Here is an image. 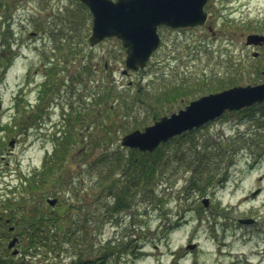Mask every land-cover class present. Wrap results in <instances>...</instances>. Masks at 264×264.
<instances>
[{"label":"rangeland","instance_id":"374dc122","mask_svg":"<svg viewBox=\"0 0 264 264\" xmlns=\"http://www.w3.org/2000/svg\"><path fill=\"white\" fill-rule=\"evenodd\" d=\"M79 1L0 0V202H14L5 206L20 219L15 234L26 261L264 264L261 103L256 114L228 110L163 142L149 182H132L141 153L122 144L221 85L264 81V44L246 43L248 34L264 33L257 31L264 0H208L207 25H160L161 45L140 70L126 68L120 39L88 43L92 17ZM175 88L181 96L167 99ZM70 138L64 160L31 189V178L43 177L46 159ZM122 194L129 205L119 208ZM36 206L52 217L41 228L48 240L27 248Z\"/></svg>","mask_w":264,"mask_h":264},{"label":"water","instance_id":"95a60500","mask_svg":"<svg viewBox=\"0 0 264 264\" xmlns=\"http://www.w3.org/2000/svg\"><path fill=\"white\" fill-rule=\"evenodd\" d=\"M93 13L91 45L106 37L116 36L126 50L127 69L139 70L147 66L148 60L161 44L158 31L160 25L185 27L205 25L209 12L205 9L208 0H82ZM212 30L213 27L210 26ZM248 45L264 44V34H248ZM258 53L255 52L254 55ZM264 101V81L257 84L233 85L210 92L191 100L184 108L163 115L144 130L135 129L122 138V144L153 151L161 142L206 124L227 110H238ZM15 139L10 141L14 146ZM257 191L253 192V194ZM57 198H50L54 205ZM208 205V198L204 199ZM250 224L252 219H240ZM14 237L9 247L15 246ZM194 247V244L191 245ZM18 249L13 251L14 254Z\"/></svg>","mask_w":264,"mask_h":264},{"label":"trees","instance_id":"16d2710c","mask_svg":"<svg viewBox=\"0 0 264 264\" xmlns=\"http://www.w3.org/2000/svg\"><path fill=\"white\" fill-rule=\"evenodd\" d=\"M257 31H264V26H262ZM220 84H222V82ZM231 85H234V84H232L230 82L229 83V86H231ZM226 87H228V86L221 85L220 86V89H224ZM182 89L183 88H181V89L180 88H175L171 92H169L167 94L165 93L164 96H166L167 99L177 98L178 96H181V94L183 93V90ZM258 104L259 103H257V105ZM255 106H253L251 108L248 107V109H252L254 111V114L257 113L256 112L257 106L254 109ZM260 106L262 107V114L263 115H259V117H264V101L261 103ZM232 111H236V110H232ZM73 140L74 139L71 140V138H70L69 141H66V142L63 141V143L61 144L60 151H58L57 149L55 151L57 153V155L55 157H54V155L51 156V157L49 156L46 159V163H45V166L46 167H44V169H43V171L46 170V173L41 178H31L30 185H29V187L31 189H37V188L40 187V184H42V182L43 183L46 182L47 176L49 174H51L54 171V168L57 165H59L64 160L63 158H65L67 156L68 150L70 148L71 141H73ZM159 151H160V148H157L154 152H143V151L138 150V152L141 153V158L137 162H135L136 160L135 161H132L133 166H136L137 165L136 168H138V172H137L138 173V180L137 181L135 180L136 179V176L132 173V176H131L132 177V182L140 183L142 179H144V180L146 179L149 182L150 180H152L154 178L155 172L157 170L156 169V165H157V162L160 160V157H161V156H158V152ZM220 151H221L220 154H224V152L228 151V146L225 145L223 147V149L221 148ZM209 154L210 153L207 152L202 157H204L206 159H210L211 154L210 155ZM142 155H144V156L142 157ZM54 158H55V160H54ZM50 162L52 163L51 165H50ZM204 168H206V167H204ZM205 171H206V169H205ZM25 177H26V179H29V178H27V176H25ZM207 178H208V181H207V183H206L205 186L209 185V183L212 182L211 180L213 179V177L211 175L208 176ZM35 179L36 180H39V181H36L38 183L31 182V181H33ZM42 179H43V181H42ZM195 185H197V182H195ZM126 186L127 185H125L124 188H126ZM205 190H206V188H205ZM11 199L12 198H10V199L9 198H5V199L1 200L0 206L6 207L5 205H12V204H14V202ZM126 199L129 200V198L126 197L124 194H122L118 198V201H117L116 204L119 206V208H124L125 206H128L129 205V203H128V201ZM18 203H20V201H18ZM47 215L48 214L45 213L43 210H41L39 207H37V206L34 207V209H33V215L31 217V219L28 221L29 222V226L32 228V230L29 231V234H28V238L30 239L31 244L29 243V245L27 246V248H30L33 245L36 246L38 243L48 240V237L45 236L44 234H42L43 233V230L42 229H45L44 226L48 225L47 220L52 218L51 216L48 217ZM58 217L59 216H56V217H53V218L55 220H57ZM26 220H28V218ZM46 228H47V230H52L50 227H46ZM111 252H112V254H114L115 251H111ZM75 264H78V263H75Z\"/></svg>","mask_w":264,"mask_h":264},{"label":"flooded vegetation","instance_id":"af4514ba","mask_svg":"<svg viewBox=\"0 0 264 264\" xmlns=\"http://www.w3.org/2000/svg\"><path fill=\"white\" fill-rule=\"evenodd\" d=\"M79 2H80L79 3L80 9H82L83 11L86 10L91 15L92 25H93V14L90 10V7L86 3L82 2L81 0ZM1 3L2 2H0V4ZM8 210H9L8 207H5L4 209L0 210V226L3 227V229L0 228V243L6 244V247H4V251H6V253L0 252V264H29V262L26 261V257L28 255L26 253V250H23L20 247V244H19L20 239L19 238H18L16 245L13 248L8 247L11 239L13 237H16L15 233H17L16 229H17L18 224L15 225V223L19 222V220H20L19 218L13 220V212L11 211V213H8L7 212ZM13 222H14V224H13ZM5 226H7V229L4 228ZM15 249L19 250V252L17 254L13 253V251ZM8 255H12L15 258H18V257H22V258L19 261L15 262L14 259L9 257Z\"/></svg>","mask_w":264,"mask_h":264}]
</instances>
